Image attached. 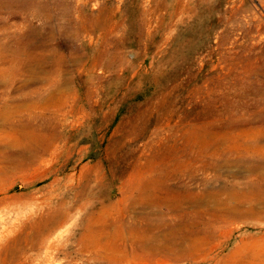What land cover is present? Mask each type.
<instances>
[{
	"label": "rangeland",
	"instance_id": "1",
	"mask_svg": "<svg viewBox=\"0 0 264 264\" xmlns=\"http://www.w3.org/2000/svg\"><path fill=\"white\" fill-rule=\"evenodd\" d=\"M48 1L87 30L0 21V264H264V0Z\"/></svg>",
	"mask_w": 264,
	"mask_h": 264
},
{
	"label": "bare ground",
	"instance_id": "2",
	"mask_svg": "<svg viewBox=\"0 0 264 264\" xmlns=\"http://www.w3.org/2000/svg\"><path fill=\"white\" fill-rule=\"evenodd\" d=\"M56 1H57V4H59L58 3L59 1L58 0H56ZM55 6H56L55 1L51 4V2H49L48 0H0V21L1 20H3V21L5 20L3 18L4 17L3 16L4 12H7V16L8 17H10V16L13 17L16 14L18 15L19 13L20 14L22 13V14L25 15L26 13H28L30 11L31 15L39 17V19L41 20L42 25H44L45 28H48L47 32H49L50 35L51 34H55V33L60 34V35L63 34L66 31V26L74 27V29H75L77 34H78V32L80 33V32H84L85 30H87L86 26H85L84 22L81 20L80 16L76 17V19H78L79 22H77L76 20L73 19L76 22V24H75L74 21H73L74 23L72 22V19L70 18L68 12L64 11L60 15L54 14L53 12H54ZM60 6H61V4H60ZM60 6H57V7H60ZM63 6H65V5L63 4ZM67 7H68V5H67ZM77 11H79V7H78ZM58 18H61L62 20L57 25V28H55L54 25L51 24V22L54 19H58ZM23 19L25 20L26 17L24 16ZM90 23H92V22L90 21ZM92 24H94V23H92ZM35 27L36 28L34 30L37 31V33L40 32L41 29H43V28H41L39 26H35ZM88 28H90V27L88 26ZM2 34H3V32H2ZM7 34H9V33H7ZM14 34H11V35L13 36ZM18 34H19V32H18ZM18 36H20V35H18ZM8 37H7V39H8ZM41 65H42V63H41ZM254 91H255L254 92V94H255V98L254 99L257 101V102H255V105H257L259 103V101H260L259 97H257V96L258 95H264V82H262L260 80L259 83L257 84L256 89ZM223 126L227 130L229 129V130L246 131V129H248L249 131H255V129H256L258 131H262V130H264V115H261L259 118H254V119H249V120L244 119V118H242V119H238L237 118L234 121H230L228 123H224ZM223 157H225V156H223ZM143 230H144V228H143ZM158 249H159V247H158Z\"/></svg>",
	"mask_w": 264,
	"mask_h": 264
}]
</instances>
